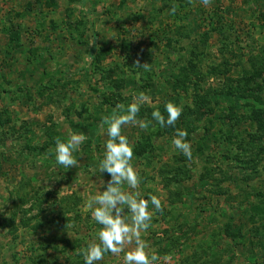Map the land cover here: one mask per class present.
<instances>
[{"label":"rangeland","instance_id":"374dc122","mask_svg":"<svg viewBox=\"0 0 264 264\" xmlns=\"http://www.w3.org/2000/svg\"><path fill=\"white\" fill-rule=\"evenodd\" d=\"M3 1L0 264H84L81 250L99 242L101 226L86 202L111 179L99 170L107 126L100 141L73 153L76 167L58 173L55 139L66 141L70 128L56 123L48 139L39 137V123L54 117L34 114L39 95L57 101L54 112L64 105L72 120L92 106L102 121L141 92L150 101L137 118L148 128H122L140 184L124 191L157 195L163 208L150 205L152 226L142 239L159 256L171 255L168 264H264V0H17L19 9ZM3 30L21 37L12 54ZM137 59L151 69L135 67ZM55 69L58 76L50 75ZM182 75L185 84L175 81ZM62 92L67 99L58 103ZM164 102L183 108L175 126L152 118L159 110L167 119ZM17 104L24 108L15 111ZM177 129L188 132L191 160L172 144ZM123 255L107 253L96 264H123Z\"/></svg>","mask_w":264,"mask_h":264},{"label":"clouds","instance_id":"9594fccd","mask_svg":"<svg viewBox=\"0 0 264 264\" xmlns=\"http://www.w3.org/2000/svg\"><path fill=\"white\" fill-rule=\"evenodd\" d=\"M203 5L210 6L212 0H202ZM175 12V7H172ZM96 39L89 41V46H94ZM85 61L89 56H85ZM135 67L145 71L151 69V64L135 61ZM150 101V97L144 92L133 98V102L127 106L117 104L111 116L102 118L100 128L107 126L108 139L104 145L105 153L99 163L101 173H107L111 179L107 181L105 190L101 194L91 197L86 202L87 209L91 210V217L96 224L100 225L97 234L98 243H91L87 249H83L84 264H96L104 259L105 254L114 256L123 255V264H168L171 255L163 257L150 249L147 241L142 239L141 234L147 232L152 226L154 212L150 205L154 206L155 212H161L162 201L157 195H150L149 199L140 198V192H126L124 186L129 189H138L140 177L132 165L134 148L127 136L122 134V128L129 124L147 129L150 121L138 119L141 106ZM167 119L159 110L152 113V118L161 127L175 126L183 113V108L169 102L166 104ZM188 132L177 129L172 139L175 149L184 154L189 160L192 159V146L187 141ZM87 139L83 134L73 133L64 141L60 137L55 139L56 163L65 168H73L78 165L73 153L79 150L80 145ZM131 214L130 220L125 212ZM135 245L125 252V248Z\"/></svg>","mask_w":264,"mask_h":264},{"label":"crops","instance_id":"0c3cea01","mask_svg":"<svg viewBox=\"0 0 264 264\" xmlns=\"http://www.w3.org/2000/svg\"><path fill=\"white\" fill-rule=\"evenodd\" d=\"M17 0H14L12 3H13V6L15 7V8H20L21 7V4H18V2H16ZM19 1V0H18ZM43 2H44V5H45V0H42ZM54 2H55V0H54ZM57 2V1H56ZM79 2L81 3H84V1L83 0H79ZM3 3H7V1L6 0H4L3 1ZM81 3V4H82ZM44 5H42V7H45ZM51 5L52 4H49V5H47L46 6V8H51ZM4 6V5H3ZM70 10V9H69ZM71 11V10H70ZM83 12H85V11H83ZM11 21L13 22V19H11ZM0 22H1V19H0ZM14 24H16L15 22H13ZM17 26V25H16ZM1 28V27H0ZM3 33H4V38H6L7 39V41H3L5 44H8V42L10 41V38H12V35L10 34L8 37H5L6 36V34H5V32H4V30L2 31ZM15 38V37H14ZM20 39H21V37L19 36V37H17V40H14L15 41V43H20ZM5 40V39H4ZM71 41H73L74 42V40H72V38H71ZM75 41H76V43L79 45V41L77 40V39H75ZM14 51H12V53H13ZM76 69V68H75ZM17 70V69H16ZM6 71V72H5ZM29 72V71H28ZM28 72H26V73H28ZM8 73H9V69L7 70V69H4V75H8ZM16 73H19V71L17 70V72ZM30 73V72H29ZM52 74H54V76H58V73H57V69H55L54 70V73H50V75H52ZM47 76V74L46 73H44V71L43 72H41L40 73V75L39 76ZM19 76V75H18ZM9 79V78H8ZM10 80V79H9ZM44 80V79H43ZM6 83V82H5ZM20 86V85H19ZM62 89V91H66L64 88H61ZM73 89H76L75 87H73ZM7 91L5 90H3L2 91V93H6ZM15 95H19V90L18 89H15V91L13 92ZM38 95H39V93H37ZM67 93L66 92H62V95L61 96H59L58 98H61V99H59L58 100V103L60 102H62L61 100H64V98L65 99H67L66 98V95ZM46 95V94H45ZM45 95H39L40 96V99H39V104H42V108L41 109H39L38 108V111H34V114L35 115H37L38 114V116L39 117H41L42 116V114H44V112L45 111H48V113L49 112H52V116H54V117H52V118H50V119H46L44 122H40L39 123V125H41V126H43V129H42V132L40 131V133H37L38 135H39V137L42 135V139H44V137H46V139H48V137L47 136H50V135H47L46 136V132H47V130H49V126H54V124H58V125H60V124H65V122H66V126H68L69 128H70V132H69V134L71 135V134H73V133H76V134H83L84 136H86L87 137V139L85 140V144L87 145L88 143H92V142H94L96 139L98 140V141H100L101 139H100V137H99V135H98V133H99V130L101 129L100 128V125H101V121H99V119H100V112L98 111H94V109H93V111L91 110L92 108V106H89L90 107V109H89V115H87V117L85 118V117H83V115L82 116H80L78 113H74V120H72L73 118H71V117H67L66 115H64L63 114V107H64V105H62V107L60 108V105H59V107H58V110H56L57 112H59L58 114H61V116L60 117H58L55 113H57V112H54V108H55V106H56V103H57V101H55L54 102V104H52V102L50 101V99H47L46 97H45ZM92 95V94H91ZM91 95H87V94H85V98H86V100H87V97L88 96H91ZM20 104H22V103H20ZM24 105L26 106V103L24 102ZM49 105V106H48ZM77 106V105H76ZM14 109H15V111L16 110H18V111H20V110H22L23 108H24V106L23 105H16V106H12ZM57 107V106H56ZM82 107V105L80 104V105H78L76 108H81ZM11 108V107H10ZM57 109V108H56ZM50 110H53V111H50ZM33 111H31V113H32ZM94 114V117H92L93 115H91V114ZM99 114V115H98ZM90 116L92 117L91 119L92 120H90ZM68 119V120H67ZM43 120V119H42ZM50 121H52V122H50ZM46 126H48V127H46ZM95 133V137H93L91 134L92 133ZM33 133V132H32ZM34 134V133H33ZM37 134L36 135H33V137H36L37 136ZM68 134V135H69ZM101 136V135H100ZM69 138V136H67V138L66 139H68ZM93 138H95V139H93ZM45 141H47V140H45ZM43 142H44V140H43ZM42 142V143H43ZM41 146V145H40ZM40 148H42V147H40ZM45 148V147H44ZM41 150H43V149H41ZM60 167H61V170H64V171H68L69 170V168H65V167H62L61 165H57L56 166V168L58 169V173H59V170H60ZM76 185V184H75ZM73 185H70V188L72 187ZM77 186V185H76ZM75 186V187H76ZM89 186V185H88ZM96 186H99V185H96ZM68 187V186H67ZM126 188V190H128L129 188L126 186L125 187ZM68 193H72L73 191L72 190H70L69 189V187H68Z\"/></svg>","mask_w":264,"mask_h":264},{"label":"trees","instance_id":"16d2710c","mask_svg":"<svg viewBox=\"0 0 264 264\" xmlns=\"http://www.w3.org/2000/svg\"><path fill=\"white\" fill-rule=\"evenodd\" d=\"M52 2H53V0H51ZM50 1V2H51ZM49 2V3H50ZM51 2V3H52ZM14 40H16L14 37H12V38H10V41L8 42V46H7V49H8V53L9 54H12V50H14V51H17V50H19V46L17 45L18 43H15V41ZM14 44V45H13ZM11 45V46H10ZM2 78H4V77H2ZM186 79H185V77L182 75V76H180V77H178V78H176L175 79V81H177V82H180V83H182V84H185V81ZM4 81H5V79H4ZM4 91H5V89H4ZM202 102L200 101V100H198V104H201ZM164 105H162L161 106V111H163V110H165L166 109V104H167V102H164L163 103ZM167 114V113H166ZM168 115V114H167Z\"/></svg>","mask_w":264,"mask_h":264}]
</instances>
